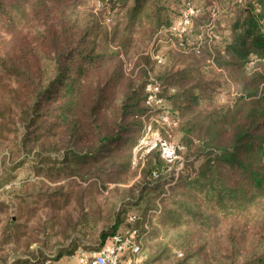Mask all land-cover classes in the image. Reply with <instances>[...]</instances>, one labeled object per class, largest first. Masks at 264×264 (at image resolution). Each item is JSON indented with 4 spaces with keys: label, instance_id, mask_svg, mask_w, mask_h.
Segmentation results:
<instances>
[{
    "label": "trees",
    "instance_id": "16d2710c",
    "mask_svg": "<svg viewBox=\"0 0 264 264\" xmlns=\"http://www.w3.org/2000/svg\"><path fill=\"white\" fill-rule=\"evenodd\" d=\"M193 1L184 0L171 20L166 7L179 0H121L109 34L105 24L78 20L66 0H0V85L1 76L15 84L0 88V127L14 114L23 126L24 149L62 154L55 177L46 176L50 180L118 183L128 174L148 114L149 56L164 65L171 55V66L156 79L161 104L154 115L177 121L188 150L191 137L199 140L195 151L202 161L161 199L164 227L157 233L174 229L173 238L190 221L210 233L218 225L230 260L219 256L216 264H264V0ZM187 3L198 13L179 37L169 26ZM136 35L163 62L149 51L138 58L132 78L122 70L120 53ZM247 62L253 64L249 74ZM224 69L236 71L242 82L229 102L218 104ZM49 71L53 78L45 82ZM154 155L158 162L146 167L147 182L167 166L157 152L144 158ZM116 228L102 230L99 238L124 232Z\"/></svg>",
    "mask_w": 264,
    "mask_h": 264
},
{
    "label": "rangeland",
    "instance_id": "374dc122",
    "mask_svg": "<svg viewBox=\"0 0 264 264\" xmlns=\"http://www.w3.org/2000/svg\"><path fill=\"white\" fill-rule=\"evenodd\" d=\"M120 1L66 0L67 6L78 20H95L99 25L105 24L109 34L113 26L112 16L115 20L117 18V4L122 5ZM183 1L179 0V6L170 2L166 7L171 20L179 15ZM193 2L197 6L202 5L199 0ZM195 23L198 24L199 19ZM209 23L211 24L210 20ZM203 30L208 31L207 28ZM25 33L22 31V34ZM194 41L195 38L192 37L191 42ZM149 51L147 40L142 41L136 35L130 45L121 49L123 72L134 78L137 72L135 63L139 57L147 56ZM165 56L164 65L154 64L149 56L150 69L146 67L145 81L149 78L156 80L165 67L171 66L173 57L170 58L171 55L168 54ZM252 69L251 62L243 66L248 74ZM1 77L2 90L15 86L12 79ZM52 78L53 74L49 71L45 75V82ZM220 82L221 90L215 98L218 104H224L235 95L242 81L236 71L224 69L221 71ZM1 106L4 107L3 103ZM168 106L170 107L169 104ZM155 118L153 115V119ZM11 120L2 122L3 127H0V256L6 257L5 260L12 258V264H33L32 261L36 260L43 263L62 254L90 260L102 245L100 232L110 230L115 223L118 232L125 231L129 228L128 218L133 215L137 216L133 225L142 234V261L139 264H216L219 256L230 260L226 254L227 241L218 225L210 233L206 228L193 225L190 221L180 226V233L173 238L169 237L174 229L168 230L164 235L157 233L164 227L160 225L161 219L158 220L161 199L176 187L181 175L193 174L202 161L197 156L196 147L200 148L201 145L199 140L191 137L194 147L190 146L188 150L177 124L173 128H163L156 122L152 123L161 135L181 147L180 159L171 166L163 167L155 181L147 182L146 167L148 169V166L157 164V155L150 157V160H137L136 164L132 162L142 127L132 148L128 174L124 177L120 175L118 183L101 185V181L95 178L85 182L74 179L76 183L62 181L61 178L59 181L55 178L50 180L46 176L48 174L55 177L62 154L50 150L37 155L36 150L30 152L27 148L24 149L21 146L24 130L20 119L12 114ZM62 186L64 187L61 188ZM171 221L166 220L164 225L168 227ZM145 222H148L147 231L143 227ZM162 238L165 242L160 243ZM212 250L218 251L216 256L212 254ZM179 252L181 256L177 255Z\"/></svg>",
    "mask_w": 264,
    "mask_h": 264
},
{
    "label": "built area",
    "instance_id": "2783aa9c",
    "mask_svg": "<svg viewBox=\"0 0 264 264\" xmlns=\"http://www.w3.org/2000/svg\"><path fill=\"white\" fill-rule=\"evenodd\" d=\"M241 1V0H238ZM198 9L192 3H187L182 10L180 16L169 26V29L176 33L177 36H182L191 26V18L196 16ZM152 57L158 63L163 60L157 55ZM145 106L148 108V114L143 117L142 134L134 148V156L132 162L143 159L150 152L156 151L159 157L168 165L171 166L176 163L179 157L181 147L179 144L164 137L152 125L153 122L158 123L163 128H173L177 121L168 114H162L158 118L153 119L155 110L161 104L160 85L157 80L149 78L145 85ZM156 176V174H153ZM130 223L137 220L136 216L128 218ZM144 229L147 231L148 222H145ZM142 234L135 227L127 229L122 233H118L108 238L99 248V250L92 255L88 264H125L126 258L128 264H139L142 261Z\"/></svg>",
    "mask_w": 264,
    "mask_h": 264
},
{
    "label": "crops",
    "instance_id": "0c3cea01",
    "mask_svg": "<svg viewBox=\"0 0 264 264\" xmlns=\"http://www.w3.org/2000/svg\"><path fill=\"white\" fill-rule=\"evenodd\" d=\"M107 240V239H106ZM103 240L102 244L106 241ZM13 259L9 258L8 260H2L0 261V264H12ZM33 264H40L39 261H32ZM43 264H88V260L80 257V256H76L73 257L72 255H66V254H62L59 255V257L57 258H53V259H47L43 262ZM125 264H128V260L126 258Z\"/></svg>",
    "mask_w": 264,
    "mask_h": 264
}]
</instances>
